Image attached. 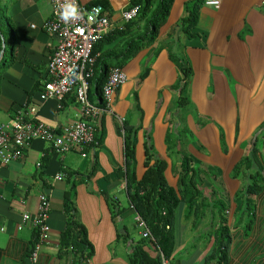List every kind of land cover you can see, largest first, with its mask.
<instances>
[{"label": "crops", "instance_id": "crops-1", "mask_svg": "<svg viewBox=\"0 0 264 264\" xmlns=\"http://www.w3.org/2000/svg\"><path fill=\"white\" fill-rule=\"evenodd\" d=\"M93 1L79 0L84 5ZM101 1L113 28L122 25L120 12L131 0ZM189 1L173 0L157 37L120 64L126 79L111 94L108 111L93 120L96 138L84 156L74 149L55 153L50 143L36 138L20 158L0 163V264H28L36 230L22 215L33 216L41 191L49 197L48 230L35 264H126L141 229L120 173L124 123L134 129L136 179L145 170L146 146L164 160V178L175 189L180 155L190 156L197 167L203 196L196 212H185L182 203L175 209L173 248L165 263L264 264V0H221L217 9L202 4L194 28L197 35L186 39L178 22ZM0 4L15 36L8 50L5 43L3 48L6 58H12L0 74V122L31 105L38 107V118L51 128L74 122L79 109L72 93L63 97L59 108L54 99L38 101L49 79L47 61L59 40L57 33L42 26L51 14L50 1L0 0ZM114 44L117 40L102 50ZM171 52L183 55L189 67L187 103L181 108L173 106L172 88L180 72L170 60ZM98 99L91 94V101L99 104ZM176 130L181 136L170 150L166 138ZM251 155V168L233 173L234 165ZM60 172L64 175L55 179ZM252 172L260 174V186L244 198L239 193ZM72 181L76 217L91 246L90 256L80 262L70 252L59 251L58 245L65 225L62 197ZM219 241H224L221 251L226 260L217 261L215 255L206 261ZM147 250L151 255L157 252L152 246Z\"/></svg>", "mask_w": 264, "mask_h": 264}, {"label": "trees", "instance_id": "trees-1", "mask_svg": "<svg viewBox=\"0 0 264 264\" xmlns=\"http://www.w3.org/2000/svg\"><path fill=\"white\" fill-rule=\"evenodd\" d=\"M173 0H131L130 5H137L138 10L135 18L124 22L121 29L113 28L92 48L91 53L98 52L95 56L92 66V75L88 80L87 95L90 99L91 94L96 95L103 104L101 98V87L106 79L107 71L111 66H120L124 61L134 56L137 51L146 44L151 43L158 35L159 27L166 20L169 8ZM99 3L104 8L101 0H95L90 4ZM202 5V0H190L183 9V14L179 18V29L186 39L196 37L197 33L194 28L197 23L198 9ZM152 6V7H151ZM140 7V8H139ZM149 7V9H148ZM151 7V9H150ZM142 25L139 26V21ZM9 30L10 43H14V29L4 9L0 4V48L1 37L4 39V27ZM137 27V30H134ZM117 40L118 44H114L109 48L102 50V46ZM11 55V54H10ZM170 60L175 64L180 72L179 80L172 88L176 93L174 97V108H181L187 103L185 83L189 75V67L183 55L169 53ZM10 56L8 59H11ZM8 59L3 52L0 58V74L2 68L7 64ZM142 72L139 77H143ZM123 127V168L120 170L121 176L125 180V190L129 206L133 209L144 222L151 239L147 237H139L130 245V250L126 255V264H161V257L167 259L173 248L172 225L175 209L179 204L185 205V212L192 209L197 211L199 207L198 199L203 196L202 191L198 188V180L196 177L197 167L193 164L190 156L186 154L180 155L178 174V186L173 188L168 185L163 170L165 168L164 160L154 157L150 150V146L145 147L144 166L145 170L139 179L134 174V129L127 126ZM180 131H174L166 138V145L171 148L176 144ZM96 138V137H95ZM252 155L244 156L233 167V173L241 168H251L253 165ZM151 161V162H150ZM258 170V169H257ZM251 179L246 183L239 195L247 197L255 194L259 188L260 174L252 172ZM74 182H70L64 190L62 197V210L65 216V225L59 233L58 245L59 251L70 252L77 262L86 261L91 254V246L86 238V231L81 222L76 217L75 207L73 204ZM247 199V198H246ZM249 201V200H248ZM223 207V205H222ZM166 226H168L166 228ZM223 231V230H222ZM224 241L217 243L216 250L213 247L206 261H210L213 256L217 255V261L224 262L226 255L223 244ZM223 245V246H222ZM152 246L155 255H151L147 250ZM72 264H75L72 262ZM78 264V263H77Z\"/></svg>", "mask_w": 264, "mask_h": 264}, {"label": "built area", "instance_id": "built-area-1", "mask_svg": "<svg viewBox=\"0 0 264 264\" xmlns=\"http://www.w3.org/2000/svg\"><path fill=\"white\" fill-rule=\"evenodd\" d=\"M49 1L51 14L42 26L48 32L57 33L59 40L47 61L49 79L44 81L38 93V101L41 103L47 99H54L59 108L63 97L72 93L79 109V117L70 124L54 129L38 118L37 106L31 105L18 110L10 121L0 122V163L20 158L23 148L36 138L50 143L55 153L63 154L74 149L84 156V149L95 140L97 127L93 120L99 118L104 111H108L111 94L126 79L120 66H111L101 87L103 104L100 105L88 98V80L92 75L96 56L91 51L94 44L113 29L112 23L104 7L99 3L84 5L75 0L79 19L65 22L60 17L61 5L65 0ZM220 3L221 0H202L203 5L213 9L219 8ZM137 10V5L126 7L120 12L121 20L123 22L132 20ZM121 27L122 25L117 28ZM63 175L61 172L56 173L54 178L58 179ZM48 212L49 197L41 191L37 195L33 216L29 218L30 216L26 214L22 215V219H28L36 230V239L28 255V264L36 263L40 244L47 237ZM134 221L141 229V236L151 239L143 220L137 214L134 215ZM161 264H166L162 257Z\"/></svg>", "mask_w": 264, "mask_h": 264}, {"label": "clouds", "instance_id": "clouds-1", "mask_svg": "<svg viewBox=\"0 0 264 264\" xmlns=\"http://www.w3.org/2000/svg\"><path fill=\"white\" fill-rule=\"evenodd\" d=\"M62 11L60 12V17L65 22L69 20L79 19V12L75 4V0H65V3L61 5Z\"/></svg>", "mask_w": 264, "mask_h": 264}, {"label": "rangeland", "instance_id": "rangeland-1", "mask_svg": "<svg viewBox=\"0 0 264 264\" xmlns=\"http://www.w3.org/2000/svg\"><path fill=\"white\" fill-rule=\"evenodd\" d=\"M4 38H5V45H6V51L8 50V47H9V41H10V33H9V30L6 28V26L4 27ZM2 72V71H1ZM119 197V201L121 203V205L123 207H126L127 204H126V200L124 199V197L122 195L118 196Z\"/></svg>", "mask_w": 264, "mask_h": 264}, {"label": "water", "instance_id": "water-1", "mask_svg": "<svg viewBox=\"0 0 264 264\" xmlns=\"http://www.w3.org/2000/svg\"><path fill=\"white\" fill-rule=\"evenodd\" d=\"M3 48H4V42H3V38L1 37V48H0V58L3 54Z\"/></svg>", "mask_w": 264, "mask_h": 264}]
</instances>
